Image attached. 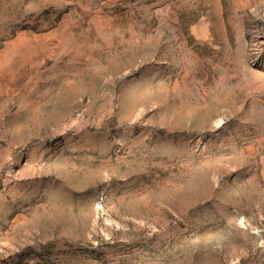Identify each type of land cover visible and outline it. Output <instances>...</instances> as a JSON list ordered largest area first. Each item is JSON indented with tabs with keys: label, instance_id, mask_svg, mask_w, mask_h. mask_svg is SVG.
I'll return each instance as SVG.
<instances>
[{
	"label": "rangeland",
	"instance_id": "obj_1",
	"mask_svg": "<svg viewBox=\"0 0 264 264\" xmlns=\"http://www.w3.org/2000/svg\"><path fill=\"white\" fill-rule=\"evenodd\" d=\"M0 264H264V0H0Z\"/></svg>",
	"mask_w": 264,
	"mask_h": 264
}]
</instances>
